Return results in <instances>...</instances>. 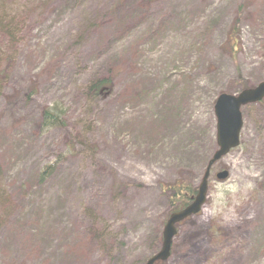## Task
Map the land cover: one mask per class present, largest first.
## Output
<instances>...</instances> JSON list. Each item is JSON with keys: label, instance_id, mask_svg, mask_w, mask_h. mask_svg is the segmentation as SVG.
Returning a JSON list of instances; mask_svg holds the SVG:
<instances>
[{"label": "rangeland", "instance_id": "rangeland-1", "mask_svg": "<svg viewBox=\"0 0 264 264\" xmlns=\"http://www.w3.org/2000/svg\"><path fill=\"white\" fill-rule=\"evenodd\" d=\"M0 11V264H144L170 188L197 186L216 148V96L264 80V0H0ZM101 78L108 95L87 96ZM55 104L63 125L42 129ZM241 116L238 147L212 165L164 264H264V101Z\"/></svg>", "mask_w": 264, "mask_h": 264}, {"label": "water", "instance_id": "water-1", "mask_svg": "<svg viewBox=\"0 0 264 264\" xmlns=\"http://www.w3.org/2000/svg\"><path fill=\"white\" fill-rule=\"evenodd\" d=\"M262 99H264V80L253 87L241 89L235 95L226 92L217 95L213 104L216 119V149L207 161L190 203L168 215L161 233L160 248L148 257L144 264H155L169 258L172 239L177 231L176 226L186 218L197 214L204 204L211 166L239 144V133L242 126L241 108ZM227 174L226 170H222L215 174V178L224 180Z\"/></svg>", "mask_w": 264, "mask_h": 264}, {"label": "trees", "instance_id": "trees-1", "mask_svg": "<svg viewBox=\"0 0 264 264\" xmlns=\"http://www.w3.org/2000/svg\"><path fill=\"white\" fill-rule=\"evenodd\" d=\"M3 20H8V19L7 16L5 14H2V11H0V27L2 26ZM234 24L235 25H233L230 29L231 36H233L231 37V47L233 51L235 49V45L237 44V40H236L237 37L234 36L236 35L234 31V28H236L234 27L236 26V23ZM8 27L10 28V24L8 25ZM2 28L3 29L7 28L6 24H3ZM245 87L246 84L241 83L240 85H238L239 90ZM110 88H111V81L109 79L101 78L89 83L85 88V93L89 97H93V96L98 97L99 95H108ZM64 121L65 118L63 116V111L60 106L55 104L53 106H46L42 108L40 113V127L42 129L50 128L53 126H62ZM53 169H54V165L52 164L45 166L39 173L40 178L44 179L45 177H47L52 172ZM195 189L196 186L187 185L186 183H182V182L170 188L169 190L170 192H168V194L172 195L171 199L168 196L170 209L176 210L178 208L185 206L190 201L192 195L195 193ZM92 234L94 235V230L89 231L88 237H90ZM99 234H101V232L96 231V234L93 236L94 241L95 239H97L98 242L100 241ZM165 262H158L156 264H164Z\"/></svg>", "mask_w": 264, "mask_h": 264}]
</instances>
